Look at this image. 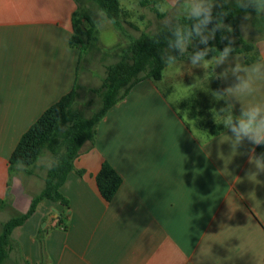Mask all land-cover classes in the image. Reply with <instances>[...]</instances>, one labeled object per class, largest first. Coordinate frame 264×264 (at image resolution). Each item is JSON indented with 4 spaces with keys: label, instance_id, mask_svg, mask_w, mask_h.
Listing matches in <instances>:
<instances>
[{
    "label": "crops",
    "instance_id": "obj_1",
    "mask_svg": "<svg viewBox=\"0 0 264 264\" xmlns=\"http://www.w3.org/2000/svg\"><path fill=\"white\" fill-rule=\"evenodd\" d=\"M87 4L0 0V198L8 202L0 216L9 213L10 219L29 211L54 161L45 150L35 165L17 168L10 176L9 159L23 134L76 85L74 109L82 95L91 100L89 95L103 84L106 73L99 74L98 84L95 66L86 63L81 71L83 54L70 45L73 16L80 7L86 16ZM164 4L160 0L158 5ZM87 17L95 28L97 21ZM257 35L251 41L258 60H264V45L258 47L264 36ZM233 55L247 65L243 54ZM165 71L160 81L136 84L110 109L95 143L84 145L61 188L69 207L40 202L13 230L4 264H264V174L257 182L245 176L251 166L239 153L248 145L232 154L224 142L231 133L213 122L206 112L209 104L201 98L195 109L190 101L194 96L181 102L193 120L191 127L183 121L163 88ZM208 71L217 89L227 86L215 77L221 68ZM170 77L167 85L173 91L181 81L196 77L195 68L188 60H178ZM148 93L156 94L153 126L127 133L129 126L143 123L135 114L145 107L139 96ZM242 102L264 103V85ZM239 107L237 102L234 115ZM218 126L221 133L210 136L208 131ZM106 161L123 180L111 202L96 183Z\"/></svg>",
    "mask_w": 264,
    "mask_h": 264
},
{
    "label": "trees",
    "instance_id": "obj_2",
    "mask_svg": "<svg viewBox=\"0 0 264 264\" xmlns=\"http://www.w3.org/2000/svg\"><path fill=\"white\" fill-rule=\"evenodd\" d=\"M114 23L115 27L125 33V27L121 19L122 8L120 0H92ZM160 0H144L141 6H150L159 17L157 5ZM244 13L232 6L229 12L228 21L234 27L239 25L240 17ZM91 21L83 14L75 13L73 16V35L70 38V45L79 48L82 54L87 50V42L92 38L94 26L86 28L84 20ZM253 30L264 36V20L253 19L251 21ZM159 32L158 36L155 34ZM154 34L141 33L139 37H133L124 56L115 64L109 65L106 75L100 88L93 90L102 99V107L91 117H83L74 109L77 98V85L72 91L65 94L57 103L48 108L38 120L23 134L15 150L9 159L10 176L17 168L23 167L26 170L37 163L45 150L53 155L54 161L45 177L44 189L34 197L30 209L20 216H13L3 223L0 233V264H4L8 257L11 234L13 230L25 223L36 211L40 202L49 200L61 203L69 207V200L62 194L61 188L67 181L69 174L74 170V162L80 155L86 143L94 144L97 128L107 113L123 101L131 89L143 80L151 79L160 81L163 78L164 65L161 57L171 38L167 30L160 29ZM219 33L216 41H212L218 49L223 48L219 42ZM236 50L234 54H243L247 64L254 63L259 59L256 53L255 43L251 40L241 39L237 31ZM87 40V41H86ZM158 40V42H157ZM227 43V41H225ZM199 47H203L200 45ZM194 51L189 47L188 53L179 57L178 60H188V54ZM178 55V54H177ZM193 109L197 107L198 100L192 98ZM200 127L206 129L202 122ZM222 127L212 128L208 131L210 136H216L222 131ZM264 152V146L257 147V153ZM29 172V171H28ZM96 183L102 197L111 202L122 186L123 180L118 172L109 162H104L96 176ZM8 204L7 200L0 198V210ZM64 220L60 218L59 225Z\"/></svg>",
    "mask_w": 264,
    "mask_h": 264
},
{
    "label": "clouds",
    "instance_id": "obj_3",
    "mask_svg": "<svg viewBox=\"0 0 264 264\" xmlns=\"http://www.w3.org/2000/svg\"><path fill=\"white\" fill-rule=\"evenodd\" d=\"M233 5L244 13L236 27L228 21ZM157 7L164 16L162 29L171 36L161 57L165 70L174 68L190 46L194 51L188 54V61L193 68L205 70L203 79L209 69L211 72L222 69L215 77L227 86L215 92L218 100L224 101L223 106L215 109L216 117L231 133L226 135L224 142L229 143L232 154H238V149L248 145L247 150L239 154L247 156L251 166L245 176L257 182V177L264 174V152H256L257 147L264 146V103L245 104L242 101L252 97L260 91V85H264V60L245 65L233 54L237 52V31L239 38L248 39L253 27L251 21L264 20V0H165L163 6ZM218 33L219 42L224 45L222 50L210 43L216 41ZM158 35L159 32L155 34ZM261 45L264 40L258 42V47ZM237 102L239 115H234Z\"/></svg>",
    "mask_w": 264,
    "mask_h": 264
},
{
    "label": "rangeland",
    "instance_id": "obj_4",
    "mask_svg": "<svg viewBox=\"0 0 264 264\" xmlns=\"http://www.w3.org/2000/svg\"><path fill=\"white\" fill-rule=\"evenodd\" d=\"M87 1L90 2L89 5L84 3L86 0H81V3L89 6V10H87L86 14L89 17L91 16L90 18L97 22L95 24L93 36L88 41L87 50L83 53L81 71H85L86 63L91 64V66H95L98 77L97 83L99 84L101 81L99 74L104 75L106 73V67L121 60L130 45L131 39L133 37H139L143 32L154 34L158 30L162 29L164 16L159 17L150 6L143 7L141 4L139 5L137 2L138 0H133L132 3L134 4L131 5L124 3L125 0H120L122 8L125 7V12H123L121 17L125 27V33L122 32L123 35L121 37V33L115 28L111 20L98 8L96 3L92 0ZM85 10L86 9L84 7H80L78 8V13L85 14ZM159 13L161 12L159 11ZM91 22L92 21L86 19L83 23L86 28H91ZM97 23H99V26H97ZM258 36L259 35H257L252 28L247 40L257 39L260 37ZM171 70L172 69L165 71L166 81L164 83L165 87L163 88H165L169 93L167 99L174 105L173 107L175 111L184 119L183 121L191 127L193 120L186 110L180 106V104L181 102H184L194 96L193 98H195V100H199L201 98L200 100L203 104H209V107L206 108V112L210 113L209 115H211L213 122L216 121L215 123H219L216 117L215 109L223 106V103L221 100H218L219 97L215 95L217 84L214 79L207 76L203 79L205 70L195 68L196 77H193L192 80L185 82L181 81L177 84L176 90L173 89L172 91L168 89L167 85L169 78H171ZM172 92L176 93L172 94ZM93 94L89 95L90 97L92 96L91 100L88 99L87 94H84L79 98L76 110H78L83 117H91L93 113L97 112L102 107L101 97L96 93ZM210 97L212 99H209ZM139 99H141L140 105L145 107L143 109L139 108L135 116L140 117V120H143V123L137 124L135 127L129 126L126 130L127 133L139 134L146 132L147 127L153 126L151 118L156 117V94H143L139 96ZM198 108L200 109L199 106ZM9 217H11L9 213L0 216V231H2L3 223L7 221Z\"/></svg>",
    "mask_w": 264,
    "mask_h": 264
}]
</instances>
